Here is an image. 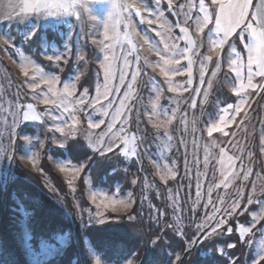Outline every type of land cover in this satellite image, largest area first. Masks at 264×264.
Wrapping results in <instances>:
<instances>
[{
	"label": "rangeland",
	"instance_id": "374dc122",
	"mask_svg": "<svg viewBox=\"0 0 264 264\" xmlns=\"http://www.w3.org/2000/svg\"><path fill=\"white\" fill-rule=\"evenodd\" d=\"M115 2L140 8L144 22L134 13L130 18L123 14L111 18L112 0H80L76 8L79 18L70 14L22 17L19 14L25 0H0V185L5 186L16 177L18 169L28 168L39 174L34 177L38 186L62 203L61 194L41 167L42 158L47 155L73 193L86 161H74L67 154V146L70 140L80 138L100 154L136 158L141 174L135 180L142 183L144 198L152 183L148 172L143 173L147 161L153 175L169 185L175 228L184 236L191 232L188 245L215 235L207 233L215 226L216 219L227 220L218 231L232 228L231 220H236L235 228L252 247L251 264H255L264 255V90L247 87L245 69L246 90L242 91L240 78L228 67L229 59H235L229 45L247 64L244 44L249 37L245 34L241 42L237 33L223 50L213 47L215 35L209 29L214 25L199 33L192 20L186 21V12L191 11L194 18L200 15L199 0H172L171 9L168 0H161L159 6L154 0ZM193 2L197 6L194 10ZM204 2L215 17L216 6L211 0ZM258 2L252 0L249 19ZM160 11L164 16L157 20ZM126 19L131 21L127 29ZM117 21H120L123 48H132L127 43L131 39L135 51L128 57L130 67L125 69L121 57L127 51L122 52L115 41H106L113 44L116 58L111 65L116 79L108 81L113 93L108 100L113 103L108 107V100L101 96V103L93 107L97 90L104 91L102 65L104 56L109 54L100 44L104 25H109L111 37L115 35L111 26ZM164 21L167 23L161 28ZM177 24L189 29L197 45L184 56L165 54L163 49V43H168L169 49L174 44H179L180 49L188 47L178 39L183 33ZM33 30L36 35L26 38ZM126 32L130 35L125 36ZM57 54L62 57L59 61L55 59ZM49 56L53 58L50 60ZM189 60L192 61L190 73ZM25 67L28 76L24 75ZM121 74H125L123 84L119 81ZM133 74L135 81L131 79ZM253 83L264 87V78L253 77ZM66 84L72 96L64 92ZM50 88L55 89V95ZM85 90L87 99L80 105L77 101ZM45 99L56 102L46 104ZM29 104L31 109L27 108ZM65 107L68 112L64 111ZM22 110L28 113L27 121L22 118ZM213 126L221 130L211 131ZM102 146L103 151H98ZM108 146L113 148L112 152L107 151ZM84 177L89 203L87 220L100 222L108 217L117 220L132 209L135 196L131 191L122 192L119 185L111 191L95 186L90 175ZM12 198L11 236L18 254L8 251L0 234V264H61V257L71 243V232L57 230L35 238L34 210H28L17 194ZM233 204L238 207L233 209ZM230 209L232 215L227 216ZM223 246L219 244V250ZM83 252V259L79 262L75 258L74 263L137 264L134 256L121 261L107 259L88 237L84 238Z\"/></svg>",
	"mask_w": 264,
	"mask_h": 264
},
{
	"label": "trees",
	"instance_id": "16d2710c",
	"mask_svg": "<svg viewBox=\"0 0 264 264\" xmlns=\"http://www.w3.org/2000/svg\"><path fill=\"white\" fill-rule=\"evenodd\" d=\"M52 151L56 155L54 149ZM67 154L78 163L86 161L84 173L77 180L73 193L47 155L43 156L41 164L54 188L61 194L62 203L38 186L35 178L39 174L28 168L18 169L16 177L5 186L0 185V234L11 254H18L11 236L10 209L14 201L12 197L17 194L28 210H34L35 238L57 230L71 232V243L61 257V264H76L73 262L75 258L79 262L83 259L85 237L113 261L134 256L137 264H251L252 247L247 240L241 239L235 228L236 220H231V233L225 230L223 234L188 245L192 239L191 232H186L187 236H184L175 228L169 185L153 175L147 161L143 173L148 172L152 183L144 198L143 185L135 180L141 174L136 158L100 154L92 151L80 138L70 140ZM17 163L20 165L19 160ZM85 174L90 175L95 186L113 191L119 185L122 192L131 191L135 196L132 209L117 220L109 217L103 223L87 220L89 203L84 192ZM241 219L242 222L244 218ZM230 243L235 247H229ZM219 244L224 245L222 250H219Z\"/></svg>",
	"mask_w": 264,
	"mask_h": 264
},
{
	"label": "snow or ice",
	"instance_id": "6c2138e0",
	"mask_svg": "<svg viewBox=\"0 0 264 264\" xmlns=\"http://www.w3.org/2000/svg\"><path fill=\"white\" fill-rule=\"evenodd\" d=\"M212 4L216 6L215 11V17L213 16V12L209 9V7L205 4L204 0H199V8L198 12L200 15H197L195 18L191 15V11L185 13L186 21L192 20L193 23L196 25V31L199 33H203L205 29L209 27V25H214L212 29H209V32L211 34L215 35V40L213 41V47H218L221 50H223V46L225 44H228L229 40L238 33V39L243 42L245 39V34L249 37V41L244 44V47L247 49V64L245 65L243 62L242 57L239 53H236L235 48H232L231 45H229V48L233 53H235V59H229L228 67L231 70L232 73L235 74L236 77L240 78V89H245L244 84V70L247 71V87L252 89H261L264 90V87H262L259 84L253 83V77H261L264 78V0H259L258 4L256 5L255 10L252 12L251 19H249V11L253 7L252 0H211ZM154 3L159 6L161 3V0H154ZM112 9L113 12L109 13V16L113 19L115 17H118L120 15H125L127 18H130L131 15L134 13L136 16L141 17V22H144V18L141 15V9L138 7H135L134 5H127L115 2V0H112ZM80 6V0H25L24 6L21 9L20 16L26 17L29 15H39L41 17H51V16H60L63 14H70L75 15L77 18H79L80 13L76 11V8ZM168 6L169 9L172 8V0H168ZM184 5H180L181 9H184ZM196 4L193 2L191 4V9H196ZM145 11H148V9H145ZM164 16V12L160 11L157 15V20H159L161 17ZM255 22V23H253ZM120 21H117L115 24H113L112 30L114 31L115 35L109 36V25H104V32H103V39L100 41V44L103 45L104 49L109 53L104 56L105 63L102 65L103 73H104V91L100 92L97 90V95L94 97V104H100L101 103V96L105 100H108V96L113 94L112 91L108 88V81L116 79L115 74L111 70V65L115 61L114 56V49L113 44L106 41H115L117 44L120 45L121 51H127V55H124L121 57L123 59L124 68L127 69L131 65V61L128 59L129 56L132 55V53L135 51V45L133 44L132 40H127L128 44L132 45V48L130 50H125L123 48V41L121 40V32L119 28ZM149 24L152 23L151 20L148 21ZM167 23L166 21L162 22L160 27L163 28L164 24ZM131 25L130 19H126L125 21V28H129ZM177 27L179 28L180 32L183 33L182 36H180L178 39L183 40L187 43L188 47H185L184 49H180L179 44H174L171 49H169L168 43H163V49L165 51V54H169L171 52L172 55H180L184 56L187 53L192 52L194 49H196L197 45L196 42L191 38V35L189 34V29L187 27H180L179 24H177ZM36 35L35 31H31L27 34L26 38H31ZM130 35V33H125V36ZM157 36H160V33H156ZM9 40H11L9 38ZM157 56H160V52L157 51ZM50 60L53 58L51 56L48 57ZM55 59L57 61L61 60V55L57 54ZM82 59V57H81ZM163 59V57H161ZM207 60H211V57H206ZM165 64H169L168 60L164 61ZM176 63H179L177 60ZM191 64L192 61L189 60V73L191 72ZM217 70L220 68L219 62L216 65ZM139 69H136V72H138ZM173 71H178L176 69H173ZM216 72L213 71V75H215ZM24 75L28 76V69L27 67L24 68ZM165 76L168 75L167 72L164 73ZM201 77H203V72L201 73ZM55 79V78H53ZM132 81L136 80V74H133L131 77ZM125 80V74H121L119 77V81L121 84H123ZM45 83H51V81H44ZM170 82V81H169ZM190 82V81H189ZM171 83V82H170ZM200 83L203 84L204 80L201 78ZM74 87V86H73ZM129 88H131V85H129ZM173 91H176L175 88L172 89ZM49 91L55 95V89L50 88ZM64 92L67 93L68 96H72L73 93L69 91V86L66 84L64 86ZM127 98V97H126ZM87 99V90L82 94L81 98L77 101L78 104L83 105L86 102ZM55 100L49 101L47 99L44 100V103H55ZM88 103H93L92 100H88ZM112 101L108 100V107H111ZM104 107V105H101ZM121 107H124L123 102H121ZM192 107H195V104H192ZM231 107V106H229ZM23 109V106H21ZM28 109L32 108V105H27ZM65 112H68L69 109L67 107L64 108ZM238 114L239 109L235 110ZM107 113H105L106 115ZM22 118L24 121H27L29 119L27 111L21 112ZM103 121H101L102 123ZM99 125H93V127H98ZM74 127V125H73ZM221 130L218 126H213L211 131H219ZM60 131H63V129H60ZM211 131L209 132V135H211ZM104 146L101 147V149H98V151H103ZM108 152H112L113 148L111 146L107 147ZM161 179H164V177H161ZM247 179V177H245ZM251 203V200L249 201ZM127 207V205H125ZM238 207V204H233L232 208ZM227 216L232 215V210L230 209L227 213ZM212 219H216L213 217ZM103 223L104 221H100ZM227 223V220L224 217H220L216 219V224L214 227L210 229V231L207 233V235H217V234H223L222 231H218L222 228L224 224ZM201 228L203 226H200ZM228 233L232 232V228L229 227L227 229ZM248 231H251V228L248 229ZM229 247H235L234 244L228 245ZM179 259V257H177ZM260 261H264V255L260 256L255 264H260Z\"/></svg>",
	"mask_w": 264,
	"mask_h": 264
}]
</instances>
